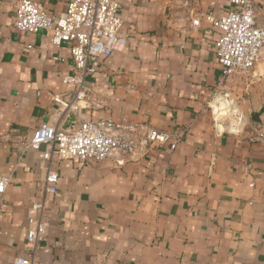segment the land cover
<instances>
[{
	"label": "crops",
	"instance_id": "obj_1",
	"mask_svg": "<svg viewBox=\"0 0 264 264\" xmlns=\"http://www.w3.org/2000/svg\"><path fill=\"white\" fill-rule=\"evenodd\" d=\"M35 1L60 18L69 0ZM118 1L128 44L85 79L88 98L104 105L72 112L76 86L61 79L74 73L69 44L17 30L19 0H0V176L11 178L0 193V264L29 253L40 200L47 231L35 264H264V137L216 128L218 30L205 20L193 28L183 0ZM192 2L216 17L232 9ZM109 117L182 137L139 162L48 159L46 144L29 145L42 123ZM48 168L59 174L54 195Z\"/></svg>",
	"mask_w": 264,
	"mask_h": 264
},
{
	"label": "built area",
	"instance_id": "obj_2",
	"mask_svg": "<svg viewBox=\"0 0 264 264\" xmlns=\"http://www.w3.org/2000/svg\"><path fill=\"white\" fill-rule=\"evenodd\" d=\"M230 4L232 9L227 14L216 17L211 12L193 10L192 0H183V6L190 11L193 28H198L202 20H205L219 32L215 49L222 67V78L216 85L213 101L217 97H229V93L225 92L226 83L236 76H249L264 49V23L259 18L257 0H230ZM14 27L30 33L44 31L54 44H69L74 73L63 75L61 79L63 84L76 86V91L74 100L66 106L68 109L75 112L82 104L101 107L104 105L103 100L88 98L85 79L98 71L103 58L123 50L128 44L127 37L122 33L124 19L118 0H69L66 14L60 18L48 13L38 1L19 0ZM230 106L227 108L230 109ZM212 109L216 116V128L224 132V126L217 117L225 114L217 113L213 105ZM237 121L243 131L246 128L243 117ZM227 128L230 133H238L230 125ZM251 134L264 137V131L254 127ZM181 137L180 133L169 132L146 123L130 122L126 119L116 121L109 117L80 120L70 130L42 123L34 131L29 145L38 149L46 144L48 159L78 158L86 163L113 158L119 162H139L154 147L169 144L175 149ZM10 181V176H0V193L5 192ZM58 181L59 174L48 168L45 174L46 192L56 194ZM32 208L38 215L30 219V226L27 228L29 253L17 256L13 264H35L39 243L46 236L47 222L43 216L45 200L34 202Z\"/></svg>",
	"mask_w": 264,
	"mask_h": 264
},
{
	"label": "rangeland",
	"instance_id": "obj_3",
	"mask_svg": "<svg viewBox=\"0 0 264 264\" xmlns=\"http://www.w3.org/2000/svg\"><path fill=\"white\" fill-rule=\"evenodd\" d=\"M225 92L229 93V97H220L221 102L227 105L229 103L234 115L229 116L219 112V114H225L217 117V120L224 126V131L230 133L228 125L231 129L234 128L230 124L232 122L230 117L236 120L243 117V121L246 123V128L243 131H241L242 129L238 130L237 134H249L253 127L264 131V49L251 74L246 77H233L226 83ZM225 99L227 100L225 101ZM231 100L233 102H230ZM257 112L259 119L254 120L253 116Z\"/></svg>",
	"mask_w": 264,
	"mask_h": 264
},
{
	"label": "bare ground",
	"instance_id": "obj_4",
	"mask_svg": "<svg viewBox=\"0 0 264 264\" xmlns=\"http://www.w3.org/2000/svg\"><path fill=\"white\" fill-rule=\"evenodd\" d=\"M220 103V104H219ZM214 107H215V111L216 112H220V113H225L227 115H233V112H232V109H225L227 107H229V105H227L226 103L224 102H221V98L220 97H217L216 100L214 101ZM232 119V122H231V125L232 127V130L233 131H238V130H241L242 127L240 125H238V121L236 119H233L232 117H230ZM237 126V127H236ZM237 128V129H236Z\"/></svg>",
	"mask_w": 264,
	"mask_h": 264
},
{
	"label": "water",
	"instance_id": "obj_5",
	"mask_svg": "<svg viewBox=\"0 0 264 264\" xmlns=\"http://www.w3.org/2000/svg\"><path fill=\"white\" fill-rule=\"evenodd\" d=\"M258 115H259L258 112H257L256 114H254V116H253L254 120H258V119H259ZM74 125H75V124H73V126H74ZM63 129L70 130V129H68V128H63Z\"/></svg>",
	"mask_w": 264,
	"mask_h": 264
}]
</instances>
